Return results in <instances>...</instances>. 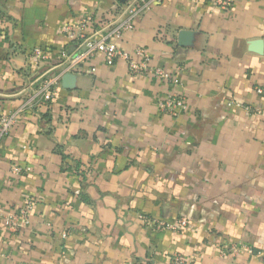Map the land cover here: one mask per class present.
<instances>
[{
	"label": "crops",
	"instance_id": "0c3cea01",
	"mask_svg": "<svg viewBox=\"0 0 264 264\" xmlns=\"http://www.w3.org/2000/svg\"><path fill=\"white\" fill-rule=\"evenodd\" d=\"M120 4L0 0V115L60 61L66 25ZM117 46L133 60L143 48L177 85L99 54L20 118L0 141V264H264V0H165ZM172 88L187 101L177 118L157 110ZM30 202L28 223L5 227ZM140 214L190 228L157 231Z\"/></svg>",
	"mask_w": 264,
	"mask_h": 264
},
{
	"label": "built area",
	"instance_id": "2783aa9c",
	"mask_svg": "<svg viewBox=\"0 0 264 264\" xmlns=\"http://www.w3.org/2000/svg\"><path fill=\"white\" fill-rule=\"evenodd\" d=\"M163 1L165 0H127L120 4L115 14L101 23H97L92 14H84L75 23L66 25L64 35L69 42V47L61 52L60 61L57 64L49 66L35 76L27 86V98L19 108L0 115V141L13 130L26 112L51 103L60 88L63 75L79 72L87 61L99 54L110 65L118 60L126 62L129 76H145L159 82H166L172 87L177 85L174 74L150 64V56L143 48L135 49L134 53L138 60H133L127 52L117 46V42L134 30L135 22L141 16ZM233 1L216 0V3L220 9L226 10ZM29 52V58L36 68L46 65L48 54L45 50L36 47ZM176 70L179 71V68ZM173 88L158 101L157 110L177 118L187 110V101L182 93L174 91ZM257 93L262 91L257 90ZM253 111L256 115L264 116V111ZM31 208L30 202L17 213L4 215L5 227L15 231L21 225L27 224V214ZM138 219L146 227L161 232L176 233L181 229L190 228L189 222L184 218L166 222L140 214ZM231 249L232 252L236 250L235 247ZM172 264H183V262L178 256H174Z\"/></svg>",
	"mask_w": 264,
	"mask_h": 264
},
{
	"label": "water",
	"instance_id": "95a60500",
	"mask_svg": "<svg viewBox=\"0 0 264 264\" xmlns=\"http://www.w3.org/2000/svg\"><path fill=\"white\" fill-rule=\"evenodd\" d=\"M118 1L121 2V3H124V2H126L127 0H118ZM186 35H187V34L182 33V34H181V38H185ZM256 51H258V50H256ZM73 75H74V74H65V75H63V77H62V79H61V82H62V83H64V82L71 83V79H72Z\"/></svg>",
	"mask_w": 264,
	"mask_h": 264
},
{
	"label": "trees",
	"instance_id": "16d2710c",
	"mask_svg": "<svg viewBox=\"0 0 264 264\" xmlns=\"http://www.w3.org/2000/svg\"><path fill=\"white\" fill-rule=\"evenodd\" d=\"M2 17L1 13H0V18Z\"/></svg>",
	"mask_w": 264,
	"mask_h": 264
}]
</instances>
